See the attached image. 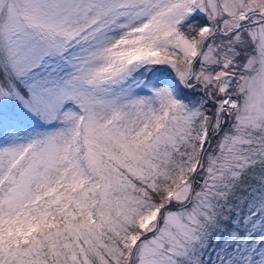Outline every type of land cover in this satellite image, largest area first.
Listing matches in <instances>:
<instances>
[{"label":"snow or ice","instance_id":"1","mask_svg":"<svg viewBox=\"0 0 264 264\" xmlns=\"http://www.w3.org/2000/svg\"><path fill=\"white\" fill-rule=\"evenodd\" d=\"M0 264H264V0H0Z\"/></svg>","mask_w":264,"mask_h":264}]
</instances>
